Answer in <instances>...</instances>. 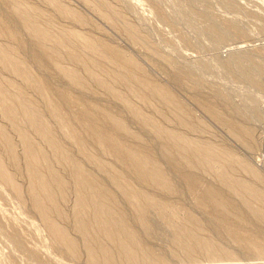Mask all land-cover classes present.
Returning a JSON list of instances; mask_svg holds the SVG:
<instances>
[{
  "label": "bare ground",
  "instance_id": "1",
  "mask_svg": "<svg viewBox=\"0 0 264 264\" xmlns=\"http://www.w3.org/2000/svg\"><path fill=\"white\" fill-rule=\"evenodd\" d=\"M41 1L50 10L30 0H0V180L34 212L53 246L82 264H245L220 242L222 235L247 248L253 264H264L261 172L227 144L182 131L179 127L195 130L202 119L192 121L188 106L133 55L56 20L93 26L77 6ZM81 1L135 45L145 42L136 36L139 26L114 8V1ZM222 20L242 34L233 19ZM224 60L236 61L233 54ZM171 65L167 75L188 85L207 114L246 146L254 144L253 129L240 112L226 114L214 101L220 93L183 78V70ZM57 77L86 90L102 88L125 106L126 115L76 95ZM199 92L204 93L196 96ZM127 117L156 136L132 128ZM143 186L183 191L203 217L183 199L158 196ZM152 213L170 230L164 227L167 253L146 232ZM200 224L213 228L202 233Z\"/></svg>",
  "mask_w": 264,
  "mask_h": 264
},
{
  "label": "rangeland",
  "instance_id": "2",
  "mask_svg": "<svg viewBox=\"0 0 264 264\" xmlns=\"http://www.w3.org/2000/svg\"><path fill=\"white\" fill-rule=\"evenodd\" d=\"M30 1L38 3L43 9L50 10L44 1ZM66 1L82 10L91 19L93 23L90 24L93 26L77 25L68 19L64 21L66 18L63 17H57L58 22L106 38L110 43L133 55L153 78L165 83L175 92L179 101L188 106L192 121L196 122L197 117L202 119L203 123L199 125L200 127L192 131L179 127L182 131L204 136L218 144H227L248 159L264 178V0H232V2L230 0H149L151 2L105 0L110 1L111 4L114 1L115 5L112 4L114 8H119L118 11L122 10L120 12L125 13L123 14L128 21H133L139 26L140 30L136 32V36L142 37L145 41L141 46L132 43L124 32L112 27L97 15V8L89 9L81 0ZM152 3H155L153 6L158 7H152ZM158 10L163 11L162 16H157ZM224 16L234 20V24L242 31L241 35L226 28L222 20ZM94 25H98L100 30ZM182 35L186 36V40L182 39ZM146 41L149 45L152 43L159 54L149 50ZM230 54L235 56L236 61L228 63L224 60ZM159 56L165 57L166 60H160ZM171 64L183 70V78L187 77L189 80L195 78L208 86L206 89L210 87L209 91L220 93L214 101L216 100L218 107L227 108L226 114L234 115L235 109L237 113L240 112L241 120L253 129L254 144L251 147L246 146L234 138L223 124L207 114L194 100L188 85L179 84L172 76L167 75ZM56 81L64 84L76 95L86 94L85 96L106 103L122 114L127 110L121 102L110 94L107 95L100 87L91 85L86 90L58 77ZM120 88L125 91V87L120 86ZM203 93L199 92L196 96H201ZM157 103L160 108L168 112L162 103L158 101ZM144 109L147 112L151 110L147 105ZM156 116L160 115L156 114ZM127 120L132 128L146 134L144 126L138 121L131 117H127ZM146 135L152 139L156 136L153 130ZM82 161L86 162L84 159ZM234 168L237 174L249 177L246 173L241 174L237 167ZM171 169V167L167 168L168 173L176 177ZM208 176L209 181L215 180L210 174ZM262 186L264 187V183ZM143 188L156 192L158 196L181 198L195 211L198 209L194 203L188 201V196L183 191L168 193L151 186H143ZM11 191L0 180V264H82L81 260L71 258L53 246L34 212L32 213L26 204L18 201ZM196 213L203 217L201 213L197 211ZM150 215V228L146 232L153 239L152 243L155 247H162L164 248L162 252H166L167 226L158 222L160 220H157L158 217H155L154 213ZM200 226L202 233H207L213 228L209 230L207 225L200 224ZM196 228L197 226L194 227ZM262 228L264 232V226ZM219 240L221 243H227L245 264H253L250 259L252 253H247V248L240 242L227 240L222 235ZM197 254L199 255L198 250Z\"/></svg>",
  "mask_w": 264,
  "mask_h": 264
}]
</instances>
